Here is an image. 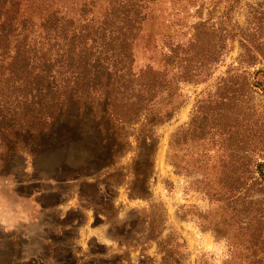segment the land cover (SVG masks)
<instances>
[{"label":"rangeland","instance_id":"1","mask_svg":"<svg viewBox=\"0 0 264 264\" xmlns=\"http://www.w3.org/2000/svg\"><path fill=\"white\" fill-rule=\"evenodd\" d=\"M12 41L0 58V264H161L169 235L179 244L178 264H264V192L253 173L264 162V0L153 5L133 50L132 71L141 75L129 87L141 77L172 79L178 107L153 129L157 146L151 174L139 178L147 189L141 199L127 195L142 119L99 117V90L77 84L75 58L57 62L63 49L52 48L42 51L50 62L38 53L26 63L23 52L13 63ZM212 52L215 64L206 57ZM186 70L209 78L176 83ZM39 82L52 89L35 90ZM158 99L164 107L166 94ZM201 99L205 119L197 117ZM187 128L177 137L175 170L171 136ZM118 135L124 148L111 166ZM236 179L247 181L246 192L231 185Z\"/></svg>","mask_w":264,"mask_h":264},{"label":"trees","instance_id":"2","mask_svg":"<svg viewBox=\"0 0 264 264\" xmlns=\"http://www.w3.org/2000/svg\"><path fill=\"white\" fill-rule=\"evenodd\" d=\"M158 0H0V58L3 59L10 45L15 47V55L12 60L17 62V57L24 52V58L28 61L37 58L45 61L43 49H63L62 55H57L55 61L61 60L71 62L76 60L79 68L72 77H79L84 80V89L90 90L98 88L100 93V103L96 106L95 113L99 117L122 121L130 125L140 122L141 129L135 137L134 156L130 166L133 181L128 187V199L146 198L147 189L138 187L139 178L151 174V162L156 151L157 138L153 129L155 126L169 121L176 112L178 103L174 100L176 93L175 82L164 78L165 81H157V77H141L143 84L136 85V89L129 87L132 78H140L141 72L132 71L135 43L141 39L143 32V22L152 15V7ZM181 2L185 0H171ZM60 2V3H59ZM70 6V7H69ZM33 11H29L32 9ZM35 8H37L36 11ZM70 8V10H69ZM72 8V10H71ZM30 32L36 34L35 40H29ZM196 38V34L193 35ZM198 38L196 39V41ZM34 41L35 44H34ZM189 41H193L191 38ZM47 46V47H46ZM56 49V50H57ZM68 51V55L65 53ZM72 51H78L77 55H72ZM50 52V51H49ZM205 55V54H204ZM208 56V57H207ZM212 64H215L219 57L214 52L206 55ZM97 64V65H96ZM96 65V66H94ZM91 66L89 69L88 67ZM27 67V66H26ZM157 71L155 70V73ZM12 71L10 72V74ZM199 74L186 70L178 81L200 83L209 77H198ZM16 78V77H9ZM23 78V77H22ZM78 79V78H76ZM104 79V80H103ZM115 79L113 82L112 80ZM93 80V83H89ZM49 85V84H48ZM46 88L51 90L43 82L36 84L35 90L40 91ZM83 89V90H84ZM75 91V89H74ZM131 92V93H130ZM126 93V96L124 95ZM166 94L167 103L164 107H157L160 104L158 96ZM223 99H220L222 101ZM55 106V100H51ZM199 116L207 118V100L201 99L197 102ZM0 104V126L5 124L2 113L5 104ZM206 107V108H205ZM57 113V112H56ZM41 116L35 118L40 120ZM196 117V116H195ZM219 121V119H217ZM32 121H27V126L33 125ZM10 125H14L9 121ZM41 124H45L42 121ZM192 124V123H191ZM192 127V126H191ZM1 129V127H0ZM41 128L40 131L44 130ZM177 131L171 136L170 153L168 161L177 168L175 157V147L177 137L184 131ZM124 138V146L127 136ZM123 143L120 135L115 141L111 154L112 161L118 153L123 151ZM127 148L129 144L126 145ZM248 158L244 159L242 168L247 171L251 166ZM254 182L260 187V192H264V162H256L253 166ZM99 177V174L97 175ZM235 190L247 191V181L236 179L231 183ZM175 236L169 235L161 244L162 257L161 264H178V243H175Z\"/></svg>","mask_w":264,"mask_h":264}]
</instances>
